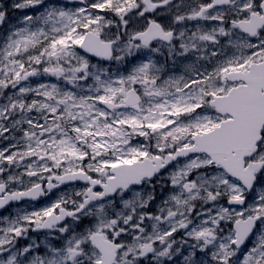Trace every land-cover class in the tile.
Masks as SVG:
<instances>
[{"label": "snow or ice", "instance_id": "obj_1", "mask_svg": "<svg viewBox=\"0 0 264 264\" xmlns=\"http://www.w3.org/2000/svg\"><path fill=\"white\" fill-rule=\"evenodd\" d=\"M11 8L0 264H264V0Z\"/></svg>", "mask_w": 264, "mask_h": 264}, {"label": "rangeland", "instance_id": "obj_2", "mask_svg": "<svg viewBox=\"0 0 264 264\" xmlns=\"http://www.w3.org/2000/svg\"><path fill=\"white\" fill-rule=\"evenodd\" d=\"M0 2H2V3H3L4 5H6L7 7H10L9 10H8V12H9L8 23L5 25V28H7V27L12 26L14 23H16L17 20H18V18L21 17V16L24 14V12H22V11H20V10H15V9H12V8H11V5H12L13 3H15L16 0H0ZM25 11H27V12H29V13L32 12L31 9H28V10H25ZM57 193H58V192H56V194H57ZM56 194H55L53 197H51L49 200L54 199L55 196H56ZM49 200L43 202L42 205L45 204L46 202H48ZM33 235H35V234H33Z\"/></svg>", "mask_w": 264, "mask_h": 264}, {"label": "flooded vegetation", "instance_id": "obj_3", "mask_svg": "<svg viewBox=\"0 0 264 264\" xmlns=\"http://www.w3.org/2000/svg\"><path fill=\"white\" fill-rule=\"evenodd\" d=\"M5 143L7 142H0V147L4 146ZM55 194L56 193H53L51 196L45 197L44 199L39 200L38 202H31V205H30V202H27V201H22L19 204L10 205L8 209L4 210L3 212H0V216L7 215L9 211L15 212L18 208H21V207H30V206L39 207L42 205L43 202L49 200Z\"/></svg>", "mask_w": 264, "mask_h": 264}]
</instances>
